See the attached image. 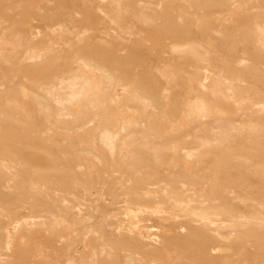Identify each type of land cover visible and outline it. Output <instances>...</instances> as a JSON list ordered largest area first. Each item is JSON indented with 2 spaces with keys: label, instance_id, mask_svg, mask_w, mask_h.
Instances as JSON below:
<instances>
[{
  "label": "rangeland",
  "instance_id": "obj_1",
  "mask_svg": "<svg viewBox=\"0 0 264 264\" xmlns=\"http://www.w3.org/2000/svg\"><path fill=\"white\" fill-rule=\"evenodd\" d=\"M0 260L264 264V0H0Z\"/></svg>",
  "mask_w": 264,
  "mask_h": 264
},
{
  "label": "bare ground",
  "instance_id": "obj_2",
  "mask_svg": "<svg viewBox=\"0 0 264 264\" xmlns=\"http://www.w3.org/2000/svg\"><path fill=\"white\" fill-rule=\"evenodd\" d=\"M87 83V79L83 78L81 76H76L74 77L70 82L63 83L60 85L59 88H52V89H46L47 91L45 92L46 96L48 99L51 100L53 103V108L59 107L61 108L62 106L66 105L67 106H77L78 105V97H79V91L82 89V87ZM44 95V94H43ZM43 98V96H41ZM45 98V97H44ZM46 100V99H45ZM49 100V101H50ZM47 101V100H46ZM49 104V103H48ZM51 104V103H50ZM55 105V106H54ZM50 106V105H48ZM52 107V106H51ZM72 107V108H73ZM198 107V106H197ZM66 108V107H65ZM71 108V110H72ZM78 107H75V109ZM204 108V107H203ZM57 109V108H56ZM62 109V108H61ZM70 109V108H67ZM79 109V108H78ZM196 109V108H195ZM59 110V109H58ZM64 110V109H63ZM61 110V112H63ZM191 111V109H190ZM68 112V111H67ZM66 112V113H67ZM59 113V112H58ZM65 113V112H64ZM63 113V114H64ZM69 113V112H68ZM67 113V114H68ZM190 113V112H189ZM62 114V113H61ZM59 114V115H61ZM194 114L196 117L203 116V111L201 108H197V111H194ZM65 115V114H64ZM64 115L62 117H64ZM66 118V117H65ZM186 119V118H185ZM190 120V119H189ZM187 121V120H186ZM195 122V121H194ZM188 123V122H187ZM202 126V125H201ZM206 130V129H205ZM176 149V148H175ZM178 154V153H177ZM160 162L163 163V161ZM93 220V219H92ZM91 231V230H90ZM55 252V251H54ZM52 253V252H51ZM53 255V254H52ZM56 255V254H55ZM47 256V255H46ZM43 257V256H42ZM48 257V256H47ZM128 257V256H127ZM2 259V258H1ZM6 259V258H5ZM3 260V259H2ZM1 261V260H0ZM45 261V260H44ZM139 261V260H138Z\"/></svg>",
  "mask_w": 264,
  "mask_h": 264
}]
</instances>
